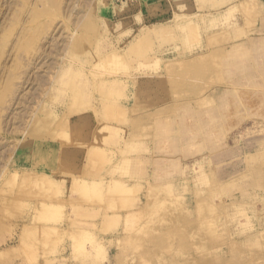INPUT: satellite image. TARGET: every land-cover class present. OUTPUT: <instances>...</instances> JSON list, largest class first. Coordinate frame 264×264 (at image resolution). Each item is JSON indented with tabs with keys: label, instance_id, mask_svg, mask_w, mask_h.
<instances>
[{
	"label": "rangeland",
	"instance_id": "1",
	"mask_svg": "<svg viewBox=\"0 0 264 264\" xmlns=\"http://www.w3.org/2000/svg\"><path fill=\"white\" fill-rule=\"evenodd\" d=\"M0 264H264V0H0Z\"/></svg>",
	"mask_w": 264,
	"mask_h": 264
},
{
	"label": "bare ground",
	"instance_id": "2",
	"mask_svg": "<svg viewBox=\"0 0 264 264\" xmlns=\"http://www.w3.org/2000/svg\"><path fill=\"white\" fill-rule=\"evenodd\" d=\"M75 77H76V76H75ZM87 152L90 153V149H89ZM31 178H32V177H31ZM35 178H36V177H35ZM23 179H24V178H23ZM25 179H27V178H25ZM33 179H34V178H33ZM36 179H37V178H36ZM36 179H35V180H36ZM26 182H28V181H26ZM42 183H43V182H42ZM46 183H47V182H46ZM31 184H32V183H31ZM38 184H39V182H38ZM44 184H45V182H44ZM25 185H26V184H25ZM42 185H43V184H42ZM28 186H29V185H28ZM44 186H45V185H44ZM46 186H47V185H46ZM50 193H51V192H50ZM50 193H49V194H50ZM51 195H53V193H52ZM51 195H50V196H51ZM48 198H49V197H48ZM46 199H47V198H46ZM46 199H44V200H46ZM48 201H49V200H48ZM50 201H51V200H50ZM55 230H56V229H55ZM47 231H48V229H47ZM52 231H53V230H52ZM48 232H49V231H48ZM43 233H45V232H43ZM50 233H51V232H50ZM52 233H54V232H52ZM52 233H51V236H53ZM48 234H49V233H47V236H48ZM54 234H55V233H54ZM43 235H45V234H43ZM49 235H50V234H49ZM54 236H55V235H54ZM41 237H42V236H41ZM45 237H46V236H45ZM45 237H43V238H45ZM49 238H50V237H49ZM49 238H48V239H49ZM41 239H42V238H41ZM48 239L45 238V240H47V241H48ZM45 240H44V241H45ZM47 241H46V242H47ZM49 241H50V240H49ZM46 245H47V244H46Z\"/></svg>",
	"mask_w": 264,
	"mask_h": 264
}]
</instances>
